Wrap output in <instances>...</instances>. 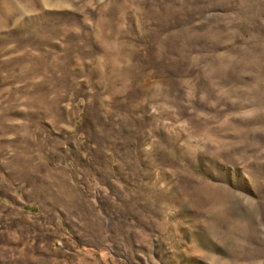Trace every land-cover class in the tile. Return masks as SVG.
<instances>
[{"label": "rangeland", "instance_id": "rangeland-1", "mask_svg": "<svg viewBox=\"0 0 264 264\" xmlns=\"http://www.w3.org/2000/svg\"><path fill=\"white\" fill-rule=\"evenodd\" d=\"M0 264H264V0H0Z\"/></svg>", "mask_w": 264, "mask_h": 264}]
</instances>
